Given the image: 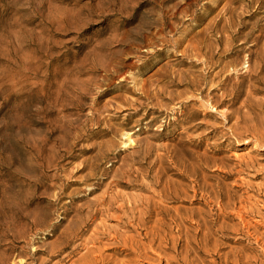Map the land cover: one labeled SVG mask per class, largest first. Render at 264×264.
<instances>
[{
  "label": "rangeland",
  "instance_id": "obj_1",
  "mask_svg": "<svg viewBox=\"0 0 264 264\" xmlns=\"http://www.w3.org/2000/svg\"><path fill=\"white\" fill-rule=\"evenodd\" d=\"M263 57L264 0H0V264H264Z\"/></svg>",
  "mask_w": 264,
  "mask_h": 264
},
{
  "label": "bare ground",
  "instance_id": "obj_2",
  "mask_svg": "<svg viewBox=\"0 0 264 264\" xmlns=\"http://www.w3.org/2000/svg\"><path fill=\"white\" fill-rule=\"evenodd\" d=\"M163 1H164V0H163ZM165 1L167 2V1H170V0H165ZM172 5H173V4H172ZM178 6H179V5H178ZM183 8H184V7H183ZM177 9H178L177 5H174V6H172V7H169V8L166 10V12H165L166 14H162L163 11H162V9H160L161 14H159L158 16H156V18L154 19V21H153V27H148L149 29H153V31H152V33H151V37H152V38L155 37V36L158 38V37L160 36V32L163 31L162 27H163V25H164V23H165V18H166V17L174 18V17H175V10L177 11ZM185 11H186V8L181 10V12H185ZM153 18H154V17H153ZM178 22H179V21H178ZM140 29H141V28H140ZM149 29H148V30H149ZM137 30H138V29H137ZM138 32H139V30H138ZM146 34H147V33H146ZM149 34H150V33H149ZM149 34H147V35H149ZM130 35H131V34H130ZM141 37H142V36H141ZM141 37H140V38H141ZM123 39H124V38H123ZM147 39L149 40V38H147ZM155 39H156V38H155ZM148 40H147V41H148ZM129 42H130V41H129ZM203 42H204V41H203ZM200 43H201V42H200ZM189 44H190V43H189ZM201 44H202V43H201ZM189 46H190V45H189ZM192 48H194V49L192 50V51H194V53L192 52V53H193L192 55H193V56H196V57L199 58V57L201 56V49H202V46L199 47L198 45H196V46H194V47H192ZM149 50H150V49H149ZM181 54H182V52H181ZM183 54H184V52H183ZM202 54H204V53H202ZM204 55H205V54H204ZM196 57H195V58H196ZM198 58H197V59H198ZM263 58H264V57H263ZM263 58H262V59H263ZM199 59H200V58H199ZM203 59H204V58H203ZM203 59H202V60H203ZM205 59H206V58H205ZM199 62H200V61H199ZM206 62H207V61H206ZM204 64H205V62H204ZM102 65H104V64H102ZM107 65H108V64H107ZM107 65H105V66H106L107 69H108V66H107ZM112 65H113V64H112ZM110 66H111V64H110ZM102 67H103V66H102ZM111 68H113V67H111ZM111 70H112V69H111ZM183 75H184V74H183ZM185 75H186V74H185ZM180 76H181V75H180ZM180 76H179V77H180ZM187 76H188V75H187ZM122 77H123V76H122ZM172 77H174V75H173ZM176 77H177V76H176ZM118 78H119V77H118ZM166 80H167V79H166ZM174 80H175V79H174ZM177 80H178V78H177ZM181 80H182V79H181ZM175 81H176V80H175ZM171 82H172V81H171ZM177 83H179V82L177 81ZM188 83H189V82H188ZM188 83H187V84H188ZM174 84H175V83H174ZM176 85H177V84H176ZM180 86H181V83H180ZM184 87H185V85H184ZM147 92H148V91H147ZM159 92H161V91L159 90ZM208 93H209V92H208ZM153 94H154V93H153ZM162 94H163V93H162ZM159 95H160V94H159ZM144 96H146V95H144ZM148 96H149V95H148ZM145 98H146V97H145ZM147 99H148V98H147ZM187 99H188V97H187ZM207 100H209V99H207ZM186 101H187V100H186ZM205 103H206V102H205ZM199 155H200V154H199ZM199 155H198V156H199ZM201 156L203 157V159H205V157H204L203 155H201ZM192 157H193V156H192ZM199 157H200V156H199ZM202 157H201V158H202ZM197 159H198V157H196V160H197ZM203 159H201V161H202ZM194 160H195V159H194ZM196 160H195V161H196ZM199 160H200V159H199ZM201 161H200V163H201ZM205 161H206V160H205ZM197 162H198V161H197ZM187 165H188V164H187ZM183 166H184V165H183ZM185 166H186V165H185ZM195 166H196V163H195ZM197 166H199V165L197 164ZM197 166H196V167H197ZM191 168H192V167H191ZM187 169H188V168H187ZM197 169H198V168H197ZM182 170H183V169H182ZM184 170H185V168H184ZM188 171H189V170H188ZM197 171L199 172L200 170L198 169ZM184 172H186V171H184ZM191 174H192V171H191ZM191 174H190V175H191ZM199 174H200V173H199ZM187 175H188V173H187ZM187 175H186V176H187ZM191 176H192V175H191ZM182 177H183V176H182ZM184 177H185V176H184ZM180 178H181V177H180ZM180 178H179V180H180ZM204 178H205V177H204ZM182 179H183V178H182ZM202 179H203V177H202ZM155 180H156V179H155ZM174 180H175V179H174ZM203 180H204V179H203ZM205 180H206V179H205ZM159 181H160V180H159ZM177 181H178V180H177ZM181 181H182V180H181ZM165 182H167V181H165ZM171 182H172V181H171ZM156 183H157V182H156ZM167 183H169V182H167ZM125 184H126V183H125ZM127 184H128V183H127ZM127 184H126V185H127ZM154 184H155V182H154ZM172 184H173V182H172ZM181 184H182V183H181ZM181 184H180V185H181ZM184 184H185V183H183L182 185H184ZM122 185H123V184H122ZM158 185H159V184H158ZM158 185H157V187H160V185H159V186H158ZM176 185H177V184H176ZM182 185H181L180 187L178 186V189L181 188ZM154 186H155V185H154ZM168 186H170V185L168 184ZM173 186H174V184H173ZM168 189H170V188H168ZM154 190H155V189H154ZM161 190H162V189H161ZM163 190H164V189H163ZM166 190H167V189H165V192H166V194H167V191H166ZM175 190H176V187H175ZM152 191H153V190H152ZM178 191H179V190H178ZM181 191L183 192L182 189L180 190V192H181ZM188 191H189V190H188ZM193 191H194V190H193ZM168 192H169V191H168ZM173 192H174V191H173ZM176 192H177V190H176ZM180 192H179V193H180ZM191 192H192V191H191ZM150 193L153 195L152 192H150ZM154 193H155V191H154ZM157 193H158V192H157ZM160 193H161V191H160ZM162 193H163V192H162ZM162 193H161V194H162ZM174 193H175V192H174ZM177 193H178V192H177ZM166 194H165V195H166ZM175 194H176V193H175ZM154 195H157V194H154ZM178 195H179V194H178ZM178 195H171V196L169 195L170 197H166V199H168V200L172 199L173 201H174V200H179V199H178V197H179ZM214 195H216V194L214 193ZM160 196H163V195H160ZM187 196H188V195H187ZM153 197H154V196H153ZM192 197H193V196H192ZM158 198H159V197H158ZM179 198H180V197H179ZM182 198H183V196H182ZM189 198H190V197H189ZM213 198L215 199V196H213ZM216 198H217V197H216ZM151 199H153V198H151ZM162 199H163V198H162ZM187 199H188V198H187ZM229 199H230V198H229ZM149 200H150V199H149ZM160 200H161V199H160ZM183 200H184V199H183ZM215 200H217V199H215ZM165 201H166V200H165ZM170 201H171V200H170ZM179 201H181V199H180ZM188 201H189V203H190V200H189V199H188ZM166 202H167V201H166ZM171 202H172V201H171ZM181 203H183V202H181ZM154 204H155V203H154ZM175 205H176V204H175ZM182 205H183V204H182ZM203 205H204V204H203ZM158 206H160V205L158 204ZM165 206H166V205H165ZM177 206H178V205H177ZM174 207H175V206H174ZM179 207H180V206H179ZM162 208H163V207H162ZM169 208H170V206H169ZM147 209H148V208H147ZM158 209H160V208H158ZM158 209H156V207L154 208V210H157V211H158ZM166 209H167V208H166ZM171 209H172V207H171ZM177 209H178V208H176L175 210H177ZM197 209H198V208H197ZM162 210H163V209H162ZM172 210H173V209H172ZM198 210H199V209H198ZM198 210H197V212L200 214V213H201V211H200L201 209L199 210L200 212H199ZM147 211H148V210H147ZM147 211H146V212H147ZM149 211H150V210H149ZM159 211H160V210H159ZM166 211H167V210H166ZM170 211H171V210H170ZM173 211H174V210H173ZM195 211H196V209H195ZM195 211L193 210L194 213H195ZM202 211H203V209H202ZM168 212H169V211H168ZM174 212H175V211H174ZM176 212H177V211H176ZM204 212L206 213V211H203V214H204ZM148 213H149V212H148ZM157 213H158V212H157ZM159 213H160V212H159ZM161 213H162V211H161ZM163 213H164V212H163ZM179 213H180V212H179ZM207 213H208V212H207ZM153 214H155V213L153 212ZM153 214H152V215H153ZM164 214H165V213H164ZM175 214H176V213H175ZM180 214H181V213H180ZM180 214H178V215H180ZM195 214H196V213H195ZM158 215H159V214H158ZM178 215H177V216H178ZM196 215H197V214H196ZM165 216H166V215H165ZM181 216H182V215H181ZM184 216H185V215H184ZM186 216H187V215H186ZM186 216H185V217H186ZM192 216H193V215H192ZM201 216H202V215H201ZM205 216H206V215H205ZM205 216H204V217H205ZM146 217H147V215H146ZM150 217H151V216H150ZM158 217H159V216H158ZM162 217H163V216H162ZM182 217H183V216H182ZM197 217L200 219V216H199V215H197ZM151 218H152V217H151ZM154 218H155V216H154ZM156 218H157V215H156ZM156 218H155V219H156ZM163 218H164V217H163ZM146 219H147V218H146ZM155 219H154V220H155ZM159 219H160V218H159ZM159 219H157V220H159ZM167 219H168V218H167ZM167 219H166V221H167ZM182 219H183V218H181V220H182ZM195 219H197V218H195ZM151 220H153V219H150V221H151ZM204 220H206V219H204ZM145 221H146V220H145ZM159 221H161V219H160ZM163 221H165V219H164ZM171 221H172V219L170 220V222H171ZM174 221H175V220H174ZM183 221H184V219H183ZM147 222H148V221H147ZM152 222H153V221H152ZM190 222H191V221H190ZM204 222H205V221H204ZM204 222H203V223H204ZM159 223H160V222H159ZM168 223H169V222H168ZM175 223H176V222H175ZM185 223H186V221H185ZM187 223H188V222H187ZM192 223H193V221H192ZM196 223H197V222H196ZM200 223H201V221H200ZM157 224H158V223H157ZM163 224H164V223H163ZM183 224H184V223L182 222V226L185 227ZM205 224H207V223H205ZM205 224H204V225H205ZM175 225H176V224H175ZM186 225H187V224H186ZM200 225H202V224H200ZM151 226H152V225H151ZM151 226H150V227H151ZM154 226H156V225L154 224L153 227H154ZM159 226H161V225H159ZM163 226H164V225H163ZM163 226H162V227H163ZM166 226L168 227L167 222H166ZM169 226H170V224H169ZM195 226H196V225H195ZM205 226H206V225H205ZM199 227H200V226H199ZM180 228H181V227H180ZM180 228H179V229H180ZM195 228L197 229V227H195ZM149 229H150V228H149ZM151 229H153V228H151ZM151 229H150V230H151ZM159 229H160V228H159ZM165 229H166V227H165ZM167 229H168V228H167ZM179 229H178V230H179ZM187 229H188V228H187ZM187 229L184 228L185 231H187ZM200 229H201V228H200ZM203 229H204V227H203ZM203 229H201V230H203ZM206 229H208V227H206ZM160 230H161V229H160ZM160 230H159V231H160ZM188 230H189V229H188ZM193 230H194V229H193ZM159 231H158V232H159ZM162 231H163V230H162ZM194 231H195V230H194ZM194 231H193V232H194ZM206 231H207V230H206ZM150 232H151V231H150ZM182 232H183V231H182ZM187 232H188V231H187ZM187 232H186V233H187ZM200 232H201V231H200ZM200 232H199V233H200ZM148 233H149V232H148ZM169 233H170V232H169ZM183 233H184V232H183ZM190 233H191V232L189 231V234H190ZM205 233H206V232H205ZM209 233L211 234L210 230H209ZM146 234H147V233H146ZM154 234H155V233H154ZM162 234L165 235L164 232H162ZM193 234H194V233H193ZM207 234H208V233H207ZM151 235H152V232H151L150 236H151ZM187 235H188V233H187ZM208 235H209V234H208ZM154 236H155V235H154ZM168 236H169L170 238L172 237L170 234H169ZM179 236H180V235H179ZM181 236H182V235H181ZM188 236H189V235H188ZM152 237H153V236H152ZM155 237H157V236H155ZM174 237H175V236H174ZM177 237H178V236H177ZM185 237H186V235H185ZM185 237H184V238H185ZM208 237H209V236H208ZM153 238H154V237H153ZM158 238H160V237L158 236ZM179 238H180V237H179ZM179 238H176V237H175L174 239H179ZM188 238H189V237H188ZM190 238H192L191 234H190ZM190 238L187 239V240H190ZM206 238H207V237H206ZM148 239H149V237H148ZM151 239H152V238H151ZM151 239L149 240V242L151 241ZM174 239L172 238L171 240L174 241ZM185 239H186V238H185ZM153 240H154V239H153ZM153 240H152V241H153ZM160 240H161V239H160ZM165 240H166V239H165ZM191 240H192V239H191ZM191 240H190V241H191ZM158 241H159V240H158ZM158 241H157V239H156V242H158ZM161 241H162V240H161ZM161 241H159V242H161ZM167 241H168V240H167ZM185 241H186V240H185ZM130 242H131V241H130ZM135 242H136V241H135ZM149 242H148V243H149ZM159 242H158V244H160ZM162 242H163V241H162ZM164 242H165V241H164ZM194 242H195V241H194ZM203 242H204V240H203ZM132 243H134V242H132ZM148 243H146V244L149 245ZM151 243H152V242H151ZM153 243H154V242H153ZM156 244H157V243H156ZM156 244H155V245H156ZM158 244L156 245V246H157V247H156L157 249H158V246H159ZM171 244H173V243H171ZM185 244H186V243H185ZM187 244H188V241H187ZM142 245L144 246L143 243H142ZM150 245L152 246V244H150ZM150 245H149V246H150ZM160 245H162V244H160ZM164 245H165V243H164ZM135 246H136V245H135ZM138 246H139V245H138ZM153 246H154V245H153ZM168 246H170V245H168ZM174 246H175V245H174ZM185 246H186V245H185ZM188 246H189V244H188ZM193 246H194V245H193ZM131 247H132V244H131ZM140 247L142 248L141 244H140ZM154 247H155V246H154ZM159 247H160V246H159ZM171 247L173 248V246H171ZM194 247H195V246H194ZM137 248H138V247H136V249H137ZM141 248H140V249H141ZM148 248H149V247H148ZM161 248H162V247H161ZM163 248H164V247H163ZM169 248H170V247H169ZM134 249H135V248H133V250H134ZM140 249H139V250H140ZM152 249H153V247H152ZM152 249H150L149 252L153 253V251H151ZM164 249H166V248H164ZM173 249H174V248H173ZM186 249H187V248H186ZM125 250H126V249H125ZM127 250H128V249H127ZM131 250H132V249H131ZM137 250H138V249H137ZM137 250H136V251H137ZM158 250H160V248H159ZM199 250H200V249H199ZM136 251H135V253L137 254L138 251H137V252H136ZM177 251H178V250H177ZM194 251H195V250H194ZM197 251H198V250H197ZM161 252H162V249H161ZM161 252H160V253H161ZM164 252H165V251H164ZM164 252H163V254H169V252H168V253H164ZM166 252H167V251H166ZM172 252H173V251H172ZM198 252H199V251H198ZM133 253H134V252H133ZM143 253H144V252H143ZM146 253H148V252H146ZM160 253H156V254H159V255H160ZM185 253H186V251H185ZM140 254H141V251H139V253H138L137 255H140ZM153 254H155V252H154ZM196 254H197V253H196ZM161 255H162V254H161ZM171 255H172V254H171ZM192 255H193V254H192ZM101 256H102V255H101ZM126 256H127V255H126ZM129 256H130V255H129ZM103 257H104V256H103ZM157 257H158V255H157ZM182 257H183V256H182ZM106 258H107V257H105V259H106ZM165 258H167V256L164 257V260H166ZM171 258H172V257H171ZM105 259H104V260H105ZM160 259H162V257H160ZM167 259L170 260L169 255H168V258H167ZM101 260H103V259L101 258ZM171 260H172V259H171ZM235 260H236V259H235ZM106 261H107V259H106ZM115 261H119L120 263H121V262L123 263V261H121V260H116V259H115ZM162 261H163V259H162ZM110 262H111V261H109V263H110ZM159 262H160V261H159ZM166 262H167V261H166ZM173 262H174V260H173ZM173 262H171V263H173ZM237 262H238V261H237ZM103 263H104V262H103ZM106 263H107V262H106ZM111 263L114 264V263H116V262L113 261V262H111ZM122 263H121V264H122ZM126 263H127V262H126ZM126 263H125V264H126ZM164 263H165V262H164ZM169 263H170V262H169ZM116 264H118V262H117ZM165 264H167V263H165ZM237 264H238V263H237Z\"/></svg>",
  "mask_w": 264,
  "mask_h": 264
}]
</instances>
